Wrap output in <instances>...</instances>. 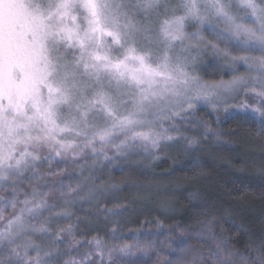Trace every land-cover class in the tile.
Here are the masks:
<instances>
[{"label":"snow or ice","instance_id":"1","mask_svg":"<svg viewBox=\"0 0 264 264\" xmlns=\"http://www.w3.org/2000/svg\"><path fill=\"white\" fill-rule=\"evenodd\" d=\"M240 135L264 0H0V264H264V220L177 195Z\"/></svg>","mask_w":264,"mask_h":264},{"label":"trees","instance_id":"2","mask_svg":"<svg viewBox=\"0 0 264 264\" xmlns=\"http://www.w3.org/2000/svg\"><path fill=\"white\" fill-rule=\"evenodd\" d=\"M245 127L258 129L259 124H245ZM223 128L227 131L229 124L225 123ZM253 136H255V131ZM235 139L238 141L235 145L211 147L208 151L192 153V155L203 160L206 175L195 182L182 180L183 187L177 195L182 205L190 210L191 206L187 199L189 193L199 190L206 199L215 203L221 210L231 209L238 214L237 219L242 218L246 224L250 225L259 234L261 231L260 220L264 217V199L259 196L264 191V176L259 175L257 169L260 161L264 159L261 156V149H264V144L261 143L259 138L253 139L244 135L237 136ZM245 155L250 163L247 165L246 171L241 173L236 168L242 166L241 159ZM229 161L236 168H233ZM170 163L167 160L157 162L154 165L155 173H162L170 166ZM146 171L151 175L152 170L146 169ZM192 174L188 173V175ZM164 182L167 183V181ZM189 214L190 211L186 210L183 214H177L176 219H185ZM225 226L233 227V222L229 220Z\"/></svg>","mask_w":264,"mask_h":264},{"label":"clouds","instance_id":"3","mask_svg":"<svg viewBox=\"0 0 264 264\" xmlns=\"http://www.w3.org/2000/svg\"><path fill=\"white\" fill-rule=\"evenodd\" d=\"M262 220H264V217H262V218H261L260 222H261ZM190 243H191L192 245H194V246H195V245H197V244H198V241H197V240L194 238V239H192V240H191V242H190Z\"/></svg>","mask_w":264,"mask_h":264}]
</instances>
